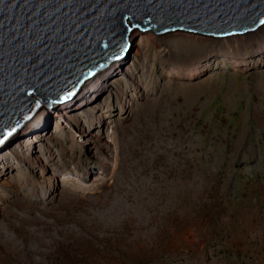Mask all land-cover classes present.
<instances>
[{"label": "rangeland", "instance_id": "374dc122", "mask_svg": "<svg viewBox=\"0 0 264 264\" xmlns=\"http://www.w3.org/2000/svg\"><path fill=\"white\" fill-rule=\"evenodd\" d=\"M236 38L138 31L3 147L0 264H264V32Z\"/></svg>", "mask_w": 264, "mask_h": 264}, {"label": "water", "instance_id": "95a60500", "mask_svg": "<svg viewBox=\"0 0 264 264\" xmlns=\"http://www.w3.org/2000/svg\"><path fill=\"white\" fill-rule=\"evenodd\" d=\"M263 22L264 0H0V149L41 112L30 95L69 104L127 57L131 29L223 37Z\"/></svg>", "mask_w": 264, "mask_h": 264}, {"label": "bare ground", "instance_id": "6f19581e", "mask_svg": "<svg viewBox=\"0 0 264 264\" xmlns=\"http://www.w3.org/2000/svg\"><path fill=\"white\" fill-rule=\"evenodd\" d=\"M138 31H140L139 29H137L136 28V30H133V29H131V30H129L128 31V33L126 34V41H127V44H128V50H129V47H133V43L131 44L130 43V41H129V39H131L132 40V38L134 37V35H136L137 34V32ZM148 31H150V30H148ZM254 32H264V22L258 27V28H256L255 30H253ZM254 32H252V31H249V32H246V34H242V35H236V36H233V35H228V36H223V37H209V36H205V35H201V34H197V33H194V32H190V31H184V30H173V31H170L169 32V34H173V33H176V34H178V33H183V34H187V36H201V37H204V38H207V39H209V38H212V39H225V40H232V39H237L236 37H243L242 39H244V36H247V35H250V34H253ZM166 33H168V32H166ZM166 35H168V34H166ZM130 36V37H129ZM128 37V38H127ZM242 39H240V40H242ZM128 52V51H127ZM119 62H121L122 64L121 65H123V63L125 62L124 60L122 61V60H120V61H117V62H115V63H113V64H111V65H109L108 67H106L105 69H103L102 71H100L99 73H97V74H95L94 76H92V77H90L89 79H87V80H85V81H83V83L81 84V86H80V88H79V91H78V93H77V95H76V97H75V99L72 101V102H70L71 104L73 103H75L76 101H78V100H80V99H82V98H80L79 96H80V94H82L81 93V90L83 91H85V90H90V88L92 87L91 86V83H92V81H93V79H95L96 77L97 78H99L100 76H102V78H106V77H108V75L110 74V73H113L115 70H116V68H117V65H118V63ZM123 67H124V65H123ZM122 68V67H121ZM119 70H121V69H119ZM118 71V70H117ZM112 75H115V74H111L109 77H108V79H107V81L111 78V76ZM117 75V74H116ZM103 83V82H102ZM84 88V89H83ZM100 88H103V87H100ZM98 90V89H97ZM90 95L91 94H87V95H85V97H83V98H88V99H90ZM30 98H32L35 102H37L39 105H41V108H42V110H41V112L29 123V124H31L33 121H35L37 118L39 119L40 117H44V115H45V113H46V115L45 116H47L48 114H47V111H51V113L49 112V115L50 114H53V110H55V109H58L59 108V110L60 109H62V108H64V107H68L69 105H70V103L69 104H66V105H61V106H55V107H46L43 103H42V101L35 95V94H32V95H30L29 96ZM85 99H83L82 100V102L85 100ZM43 104V105H42ZM60 112V111H59ZM49 121V118H47V119H44V121ZM37 122V121H36ZM39 123V122H38ZM42 123V122H41ZM41 123H39V124H36L37 126L38 125H40ZM28 124V125H29ZM27 125V126H28ZM26 126V127H27ZM25 127V128H26ZM24 128V129H25ZM32 128H34V127H32ZM23 129V130H24ZM22 130V131H23ZM31 131V130H30ZM33 131V130H32ZM29 132H22V134H18L14 139H16V138H19V137H21L22 135H26V134H28ZM13 141V140H12ZM12 141H10V142H12ZM9 142V143H10ZM8 143V144H9ZM8 144L5 146V147H7L8 146ZM3 149V148H2ZM2 149H0V151L2 150ZM4 151V150H3ZM3 151H1V152H3ZM1 152H0V154H1ZM92 176V174H89V179L88 180H90V177ZM73 180V179H72Z\"/></svg>", "mask_w": 264, "mask_h": 264}]
</instances>
